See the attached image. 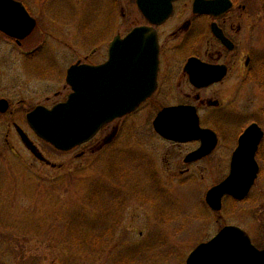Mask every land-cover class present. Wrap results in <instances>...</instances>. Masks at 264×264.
<instances>
[{
  "label": "rangeland",
  "instance_id": "rangeland-1",
  "mask_svg": "<svg viewBox=\"0 0 264 264\" xmlns=\"http://www.w3.org/2000/svg\"><path fill=\"white\" fill-rule=\"evenodd\" d=\"M20 1L39 26L22 48L0 38V67L6 70L7 85L6 92L1 91L17 95L14 101L24 100L19 105L22 112L0 117V264H184L188 252L225 225L244 229L255 246L264 248V136L255 157L259 174L249 195L243 201L225 198L218 212L204 201L206 190L228 173L222 161L227 162L237 134L252 122L264 131V0H239L247 10L235 53L250 58L257 78L240 83L239 76H230L226 85L210 93L222 105L230 104L232 134L221 137L208 162L188 169L181 161L161 162L173 148L152 132L156 104L108 123L91 141L67 153L35 139L40 156L33 158L16 141H5L8 122L31 132L25 111L44 100L20 69L37 67L23 51L47 39V50L56 44L59 54L68 52L71 62L80 57L95 63L100 55L106 57L112 37L143 23L133 0ZM164 30L165 41L168 28ZM195 44L198 49L201 40ZM167 45L165 62L173 63L174 42ZM51 66L62 67V62L55 59ZM202 114L204 122L218 117L205 109ZM115 126H124L128 134L111 141L106 134ZM126 147L161 151L152 168L133 158Z\"/></svg>",
  "mask_w": 264,
  "mask_h": 264
},
{
  "label": "water",
  "instance_id": "water-1",
  "mask_svg": "<svg viewBox=\"0 0 264 264\" xmlns=\"http://www.w3.org/2000/svg\"><path fill=\"white\" fill-rule=\"evenodd\" d=\"M174 0H136L138 10L152 24L168 18ZM231 6L229 0H194L193 11L220 15ZM35 27L34 18L16 0H0V31L21 40ZM215 37L225 44L226 38L214 29ZM157 36L147 27H136L124 38L114 37L107 60L101 65L76 64L67 71L71 87L68 99L51 109L36 106L25 117L29 128L58 150L67 151L88 142L102 126L134 111L155 89L154 73L158 62ZM196 60L191 59V64ZM195 77L190 81L197 84ZM218 77L216 80H219ZM5 102H0L4 112ZM153 122L155 132L173 141L200 140V147L184 161L208 154L217 143L211 129H202L191 107H168ZM263 132L250 124L238 138L225 179L207 190L205 202L218 211L227 195L243 200L255 182L259 166L255 154ZM249 235L239 227L225 226L206 243L199 244L186 264H264V249L258 250Z\"/></svg>",
  "mask_w": 264,
  "mask_h": 264
},
{
  "label": "flooded vegetation",
  "instance_id": "flooded-vegetation-1",
  "mask_svg": "<svg viewBox=\"0 0 264 264\" xmlns=\"http://www.w3.org/2000/svg\"><path fill=\"white\" fill-rule=\"evenodd\" d=\"M133 1L136 3L135 0ZM229 1L231 3L230 8L224 13L214 16V14L194 12V0H174L172 2L170 15L168 18H165L163 22L159 24H152L141 14L143 23L134 25L130 29L132 30L135 27L143 26L156 33V40L158 43V62L155 66L154 73L155 89L150 96H148L146 100L143 101V103L140 104L133 112H130V114L119 119L129 118L133 114L139 113V111H141L145 106L156 104L153 114H151L152 120L150 122L152 124L153 119L157 116L160 110L166 107L186 106L188 108H194L199 119V126L201 128L211 129V131H213L217 136V144L208 154L197 160L186 162L184 161L186 156L199 148V140H190L188 142L169 141L168 139L160 136L158 133L152 131L155 137L159 138L160 142L166 144V146L170 148H173L172 154H164L162 156L161 162L163 163L167 162L170 165H174L178 161H181V164L185 166L186 169L202 165L205 162H208V160L212 158L218 150L221 137L232 134L230 128V104L222 105L219 99L214 98V96L210 94L211 91L213 92L216 88L226 85L229 82V78H231L230 76H239V82L245 83L251 70L249 66L251 64L250 58L247 57L246 54L240 55L239 53H235L239 50L240 45L238 37H240L245 31L244 22L247 4L239 0ZM22 3L27 9L25 3ZM177 13L179 16L176 17L177 19L173 23L172 19ZM29 14L31 15V13ZM31 17L35 20V27L32 32L27 35V37L17 40L15 38L8 37V35L0 31V38L11 44H15L19 48L24 47L23 45L26 42V39H28L34 33L36 27L39 26L38 19L33 15H31ZM68 17L70 18L69 15L66 18ZM215 27L217 30H220L224 38H226L227 41H225V44H223L220 39L215 37ZM167 28V38H165L166 40L164 41V29L167 30ZM130 30H128V32ZM169 40L174 42V45L171 47V53L173 52L172 55H175L174 57L176 61L173 63L165 62V52L169 50V46L167 45ZM200 40L201 46L196 49L194 47V45L196 46L195 42H199ZM48 45L49 42L47 39H44L34 43L29 51H23L22 54L25 57L30 58L31 55V58H34L33 60H35L37 67H20V69L27 75L24 77H27L29 84L34 83V89L39 91V95L43 96L44 100L35 106L41 105L50 109L59 103L65 102L71 94V88L70 85H68L66 75L68 69L78 62L91 65L103 64L107 59V48L109 43H107L105 48L106 57L101 58L100 55L99 61L95 63L82 62L80 57L74 60V62H71L68 52L59 54L58 48H55L58 46L56 44H52V49L54 50H47L50 46ZM68 46L69 44H67V47ZM182 51H185L186 54L181 53ZM55 59L61 60L62 67L51 66L53 61L55 62ZM191 59L196 61L189 64L188 62ZM5 71L6 70L3 67H0V102H5V110L4 112L0 111V117L12 115L14 111L22 112L23 109L19 108V105L24 102L23 98L14 101V98L17 95L15 96L10 92L9 94H3L1 91V89L5 91V87L7 86L4 84ZM192 75L195 77L194 79H196L197 84L190 81L189 78ZM218 77H220V79L216 80ZM8 82L11 81L8 80ZM183 88H186L188 91L181 90ZM35 106L33 105L28 108L27 111H25V116L32 111ZM204 109L209 113L214 112L218 117L211 118L212 116H210L211 119L208 118L209 120L204 122L202 119V110ZM7 125L8 127L6 129L9 133L7 134L5 141H8L7 138L9 137V139L16 141L23 150L30 153V156L33 158L40 156V152L37 148L38 146L35 142V139L39 138H37L32 131L29 132L18 126L16 122L12 121L8 122ZM107 125L109 124L103 126L99 130L98 134ZM243 130H241L237 134V137H235L236 142L233 149L228 150V154L225 156L227 157V162H225V160L222 161L227 166H229L230 163V157L233 152L232 150L235 149L237 139ZM126 134H128V132H125L124 126L123 128L115 126L110 128V131L106 134V138H110L111 141H113V139L119 140L123 135L126 136ZM129 136L125 141L128 140ZM259 149L260 145L257 153L259 152ZM125 151H129L128 153H130L133 158H140L139 162L145 163V166L148 165L149 167L152 166V168H154L153 164L156 161L154 158L157 157V154L161 150H132L126 147ZM167 151L168 150H166V152ZM58 152L67 153L68 151ZM11 153L12 156H16V152L14 150H12ZM151 177L154 181L156 178L158 179L156 175Z\"/></svg>",
  "mask_w": 264,
  "mask_h": 264
},
{
  "label": "trees",
  "instance_id": "trees-1",
  "mask_svg": "<svg viewBox=\"0 0 264 264\" xmlns=\"http://www.w3.org/2000/svg\"><path fill=\"white\" fill-rule=\"evenodd\" d=\"M252 66H254V65H252ZM259 66V65H258ZM260 68V67H259ZM263 71V70H262ZM261 74H263V72L261 73ZM255 74L253 73V71H252V69L250 70V73H249V76H248V81L250 82V80H252V78L254 77L255 79L257 78L256 76H254ZM259 75V74H258ZM253 78V79H254ZM94 242V241H93ZM99 242V245H100V247H103V243L101 242V241H98Z\"/></svg>",
  "mask_w": 264,
  "mask_h": 264
}]
</instances>
